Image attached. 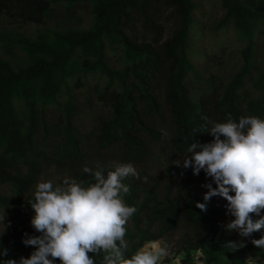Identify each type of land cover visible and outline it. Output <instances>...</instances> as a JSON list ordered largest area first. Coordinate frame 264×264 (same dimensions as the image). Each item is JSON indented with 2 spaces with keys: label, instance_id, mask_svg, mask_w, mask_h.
Segmentation results:
<instances>
[{
  "label": "trees",
  "instance_id": "1",
  "mask_svg": "<svg viewBox=\"0 0 264 264\" xmlns=\"http://www.w3.org/2000/svg\"><path fill=\"white\" fill-rule=\"evenodd\" d=\"M201 1L0 0V21L9 20L2 37L22 56L20 64L0 56V251H8L0 264L36 250L23 241L40 235L29 201L45 169L87 186L95 181L85 166L99 165L106 176L116 163H132L140 175L124 181L126 203L137 208L126 255L179 233L182 264H192L196 249L208 264L264 261V249L251 243L264 233L242 238L228 231L234 217L222 197H212L207 212L197 208L209 182L176 166L192 143L214 140L201 128L203 117L264 119V0H219L215 33L231 29L239 44V65L223 74L204 72L195 57ZM165 20H173L169 35ZM87 111L89 130L81 120ZM229 242L244 246L225 247Z\"/></svg>",
  "mask_w": 264,
  "mask_h": 264
},
{
  "label": "clouds",
  "instance_id": "2",
  "mask_svg": "<svg viewBox=\"0 0 264 264\" xmlns=\"http://www.w3.org/2000/svg\"><path fill=\"white\" fill-rule=\"evenodd\" d=\"M203 119L207 122L201 126L203 132L214 140L192 143L187 148L191 155L182 164L193 168L195 175L203 170L217 187L203 185L208 189L205 203L198 202L196 207L207 212V202L222 197L227 201V214L234 217L226 225L228 231L238 232L242 238L264 233V119L241 116L237 122L230 113L226 122ZM83 171L92 174L95 182L86 186L85 181L66 177L62 185L51 181L36 185L29 203L35 212L31 225L40 235L23 241L36 250L30 258L8 259L2 264H57V260L59 264H97L95 257H101L99 264H182L184 253L172 252L171 246L159 240H149L131 256L126 255L127 225L137 208L126 203L130 187L124 181L130 176L140 179L132 163H116L106 176L99 165L95 171L87 166ZM147 180L143 178L145 183ZM5 219L6 213L0 214V223ZM251 243L264 249V234ZM242 246V242L225 245L235 250ZM7 254V249L0 251V255ZM192 264H207L202 249L194 250Z\"/></svg>",
  "mask_w": 264,
  "mask_h": 264
},
{
  "label": "rangeland",
  "instance_id": "3",
  "mask_svg": "<svg viewBox=\"0 0 264 264\" xmlns=\"http://www.w3.org/2000/svg\"><path fill=\"white\" fill-rule=\"evenodd\" d=\"M202 9L198 14V20L201 24L199 30L195 31L194 35L199 40L198 45L201 44L199 50L196 51L197 58L201 57L199 62V67L204 72L212 73L216 70H221L220 73L231 72L232 69L236 68L239 65L238 60V50L239 44L236 41V37L233 31L225 30L222 31L219 35H216L214 28L220 21V17L222 16V10L220 9L219 0H202L201 1ZM168 16V12L165 13L164 19ZM9 20L0 21V56L14 59L16 62L20 64L22 61V56L20 50L17 47H12L6 44L5 40L2 37V33L5 30H9L7 23ZM165 33L169 35L173 28V20H169L166 22L165 20ZM2 32V33H1ZM201 39V41H200ZM262 46V52L264 50V43L260 44ZM224 47L226 48L225 52L220 51V49ZM210 54L218 55L216 60L212 63L204 60V58H208ZM207 56V57H206ZM92 112L87 111L82 115V122L89 130L91 122L93 120L90 117L93 116ZM183 162V161H182ZM182 162L180 165H176L179 172L181 171H193V168H184ZM67 177L66 174L61 173L55 167H51L45 169L41 175L40 182L51 181L53 184H61L63 180ZM196 179H204L209 183H212L213 180L211 177H207L206 173L201 170L199 175H195ZM209 180V181H207ZM226 203V200L224 201ZM231 215H228V219ZM1 231L5 233L4 228L1 227ZM162 244L171 246V251L175 253V251L179 248L180 244L183 242V237L179 233H175L169 236L166 240L160 241ZM174 247V248H173ZM234 257L238 259H242L238 253H234ZM164 264V263H163Z\"/></svg>",
  "mask_w": 264,
  "mask_h": 264
},
{
  "label": "built area",
  "instance_id": "4",
  "mask_svg": "<svg viewBox=\"0 0 264 264\" xmlns=\"http://www.w3.org/2000/svg\"><path fill=\"white\" fill-rule=\"evenodd\" d=\"M245 260H246L247 264H264L263 260H255L251 256H246Z\"/></svg>",
  "mask_w": 264,
  "mask_h": 264
}]
</instances>
